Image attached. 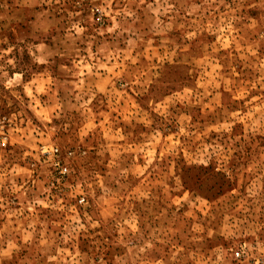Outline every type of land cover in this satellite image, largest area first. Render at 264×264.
<instances>
[{
  "label": "rangeland",
  "instance_id": "rangeland-1",
  "mask_svg": "<svg viewBox=\"0 0 264 264\" xmlns=\"http://www.w3.org/2000/svg\"><path fill=\"white\" fill-rule=\"evenodd\" d=\"M0 264H264V0H0Z\"/></svg>",
  "mask_w": 264,
  "mask_h": 264
}]
</instances>
